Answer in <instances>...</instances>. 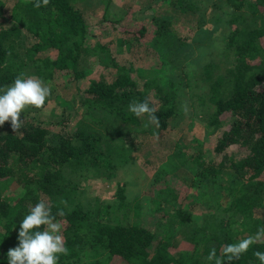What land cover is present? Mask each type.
Segmentation results:
<instances>
[{"label": "trees", "instance_id": "16d2710c", "mask_svg": "<svg viewBox=\"0 0 264 264\" xmlns=\"http://www.w3.org/2000/svg\"><path fill=\"white\" fill-rule=\"evenodd\" d=\"M142 1L149 26L117 31L118 21L101 17L99 30L120 36L114 55L101 41L89 43L84 9L73 0H47L40 7L33 6L35 0H14L8 18L0 2V86L24 73L62 88L83 79V65L95 57L114 69L110 83L90 81L76 90L73 125L28 115L15 132L7 121L0 125V264H7L18 224L38 201L54 216L57 208L65 211L55 216L68 249L58 264H216L217 258L259 264L253 252L264 251V238L230 262L223 246L264 228V0H214L224 11L214 17L225 25L223 61L180 74L188 106L218 130L212 148L217 161L205 160L199 145L167 153L153 169L146 197L126 191L119 174L135 167L143 149L140 134L167 132L179 114L181 93L140 75L154 74V62L166 70L193 46L181 23L197 20V5ZM122 51L130 60L121 61L116 53ZM133 101L155 110L158 128L145 127L143 117L128 111ZM98 180L115 181L107 199L88 193ZM198 204L204 207L197 217L192 210Z\"/></svg>", "mask_w": 264, "mask_h": 264}, {"label": "rangeland", "instance_id": "374dc122", "mask_svg": "<svg viewBox=\"0 0 264 264\" xmlns=\"http://www.w3.org/2000/svg\"><path fill=\"white\" fill-rule=\"evenodd\" d=\"M73 1L76 2L79 8L84 9L87 23L91 28L89 43L96 41L103 42L110 49L112 55L115 54L117 48L116 43L120 36L111 32L100 31L99 21L102 19L101 17L104 16V19L107 21H118L116 22L118 24L114 23L117 31H121L124 28L137 30L144 24L149 26V22H151L150 15L146 12H141L142 0ZM0 2L4 4V18H8L14 0H0ZM195 2L197 10L195 8L194 10L196 11L197 20L188 21L185 24L184 22L181 23L183 27H186L184 28V34L190 37L188 41L193 46L183 51V54L177 61L167 63L166 70H163V67H159L160 62H154L149 65L154 74L145 71L143 75H140L142 79L150 78V80H156V83L161 86V89L181 93V95L179 96V114L169 123L167 132L140 134L139 137L140 142L143 144V149L141 150V154H137L135 167L125 169L124 175L122 173L119 174L121 175V179L117 178L122 183H126V191L128 190L132 195L146 197L152 193L149 180L152 176L153 169L157 162L164 161L167 158V153L172 151L177 152V149L183 151V147L185 148L188 145L192 147L190 151H194V149L196 150V146L199 145L198 150L202 151L205 160L209 162L215 159L212 148L216 141L218 130L214 131L211 126L207 125L195 115L190 106H188L189 92L185 86V79L180 73L182 70L184 74H196L200 70V67L208 62L216 63L219 61L221 65L226 31L225 25L217 24L214 17H222L224 11L218 10L219 4L216 6L213 5L214 0H199V2L195 0ZM197 44L205 48L199 51L196 49ZM116 55L118 57L122 55V62L126 59L130 60L126 58L127 55L123 51L116 53ZM82 68L87 71L83 79L75 83L63 85L62 88L53 85L51 87L49 85L51 94L45 104L40 109H26L20 115L33 116L45 122L67 120L69 124L73 125L78 119L79 113L75 108V106H78L75 96L76 90L86 89L90 81L110 83L114 74V69L110 65L100 64L98 57L87 60L86 65H83ZM140 78L138 80L142 82ZM203 92L205 90L202 88L199 94ZM151 94L156 96L157 92L153 89ZM55 97L63 99L59 100ZM215 161H217V155ZM101 182V180L92 181L91 186H94V190L88 193L93 197L98 195L99 198L104 200L114 190L113 188L110 192L111 187H113L112 183L115 181ZM175 186H179V184H175ZM202 207L204 206L198 204L197 208L192 210L197 214V217Z\"/></svg>", "mask_w": 264, "mask_h": 264}, {"label": "clouds", "instance_id": "9594fccd", "mask_svg": "<svg viewBox=\"0 0 264 264\" xmlns=\"http://www.w3.org/2000/svg\"><path fill=\"white\" fill-rule=\"evenodd\" d=\"M41 4H47V0H35L33 6L40 7ZM50 94V86L41 78L24 73L18 74L10 85L0 86V125L7 121L15 132L22 123L20 114L29 108L40 109ZM128 111L137 118L143 117L145 127L149 124L159 127V118L147 102L133 101L128 105ZM55 216L64 217L63 208H57ZM55 216L43 201L36 202L18 224L17 244L8 249L7 264H58L60 256L66 255L68 249L64 246ZM262 238H264V228H258L254 235L224 245L225 260L230 262L239 258L250 245ZM2 241L3 239H0V242ZM213 255L215 249L210 251L209 258ZM253 256L259 264H264V251H254ZM216 264H224V262L217 258Z\"/></svg>", "mask_w": 264, "mask_h": 264}]
</instances>
